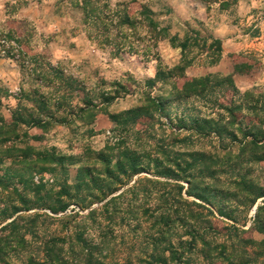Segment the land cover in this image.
<instances>
[{"label": "rangeland", "instance_id": "rangeland-1", "mask_svg": "<svg viewBox=\"0 0 264 264\" xmlns=\"http://www.w3.org/2000/svg\"><path fill=\"white\" fill-rule=\"evenodd\" d=\"M261 135L264 0H0V229L50 213L23 201L90 185L105 158L217 153L218 187L233 195L225 203L241 237L255 241L242 256L264 264V195L253 200L264 193V140L252 143ZM66 224L53 229L64 237ZM118 233L123 263L145 234ZM26 239L21 261L9 243L0 264L39 254L40 242Z\"/></svg>", "mask_w": 264, "mask_h": 264}, {"label": "trees", "instance_id": "trees-1", "mask_svg": "<svg viewBox=\"0 0 264 264\" xmlns=\"http://www.w3.org/2000/svg\"><path fill=\"white\" fill-rule=\"evenodd\" d=\"M208 132L212 135L215 131ZM262 140L263 135L254 136L252 143L258 145ZM156 154L121 153L116 161L105 158L101 173L90 172V185L72 190L64 187L53 201H23L25 211L48 209L50 213L19 215L4 225L0 229V261L9 259L11 252L21 261L18 251L27 252L31 243L26 238L32 237L40 242V252H29L23 264H194L195 253L208 264L221 260L249 264L242 254L249 257L248 247L255 241L241 237L246 233L238 228L236 211L227 204L233 195L218 187L216 166L221 158L217 153H192L188 159ZM142 173L150 176L139 177ZM263 195L256 193L253 200ZM72 205L75 207L70 209ZM17 213L15 209L13 215ZM77 218L83 224L73 227L71 222ZM64 223L62 237L58 227H53ZM122 229L142 231L145 240L135 255L127 254L120 263L115 258V240ZM7 231L11 235H4ZM9 243L14 245L11 252L5 249Z\"/></svg>", "mask_w": 264, "mask_h": 264}]
</instances>
